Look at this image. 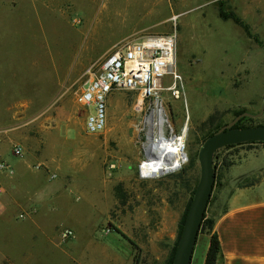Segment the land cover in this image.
Here are the masks:
<instances>
[{"label":"rangeland","instance_id":"1","mask_svg":"<svg viewBox=\"0 0 264 264\" xmlns=\"http://www.w3.org/2000/svg\"><path fill=\"white\" fill-rule=\"evenodd\" d=\"M256 2L264 0H250ZM217 3L0 0V264H128L131 252L135 264H165L199 179L204 140L237 114L257 115L262 106L259 116L242 117L238 125H264V48L220 19ZM257 11L246 21L264 41V7ZM162 35L173 36L171 70L180 75L184 96L170 95L173 72L141 103L142 87L113 84L103 96L104 124L90 132L94 104L80 101L90 81L104 74L116 52ZM156 107L165 137L187 125L191 154L180 170L147 178L140 165L148 158L147 119ZM213 165L205 221L215 218L216 202L219 209L224 204L227 171L236 177L264 169V144L222 147ZM48 183L67 205L46 217L41 203L33 214L28 200L37 194L46 208L56 191ZM65 228L74 235L62 241ZM102 232L119 240L108 250L112 262L90 245V239L104 242ZM206 234V228L198 233L191 262L221 264L218 250H205Z\"/></svg>","mask_w":264,"mask_h":264},{"label":"crops","instance_id":"2","mask_svg":"<svg viewBox=\"0 0 264 264\" xmlns=\"http://www.w3.org/2000/svg\"><path fill=\"white\" fill-rule=\"evenodd\" d=\"M208 2L211 4L212 0H208ZM223 2L226 7H229L247 24L246 18L250 19L258 8L264 7V3L256 2L253 4L250 3V0H223ZM241 161L242 160L230 165L228 170ZM257 170V168L245 170L236 177L229 176L227 171L226 176L222 179L223 183L220 189V196H225L223 201L224 204L222 208L219 209L221 206L220 201L215 203L217 213L214 219L213 229L211 234L205 235L206 240L204 245L205 250L208 252L212 241L211 235L214 234L216 236L219 243L220 255L222 257L221 264H264V169L260 170V172ZM34 181L35 179L31 181L32 184L30 182H28V184L32 187L35 186L36 183L34 184ZM61 185L60 182V186ZM49 186H56V191L47 200L49 205L46 208L37 194L28 200L33 214H36L39 209H41V203L42 208L45 209V211L41 213V216L46 217L66 207L67 203L65 196L59 198L57 196L59 190L57 189V185L48 183L47 187ZM60 188H62V186ZM61 203L63 204L62 208L60 207ZM108 234H110V232L103 233V236L106 237L104 242L98 240L94 241L92 239L89 241L90 245L92 244V246H94V251L97 252V254L104 255L106 258L105 260L112 262L114 260V251L111 253L108 250L111 251L116 249L112 246V242H118L119 240L107 238ZM72 246L73 248L75 247L74 244H72ZM131 255L132 252L127 259L128 264H135V260ZM192 262L190 261V264H193ZM198 264H203V261Z\"/></svg>","mask_w":264,"mask_h":264},{"label":"built area","instance_id":"3","mask_svg":"<svg viewBox=\"0 0 264 264\" xmlns=\"http://www.w3.org/2000/svg\"><path fill=\"white\" fill-rule=\"evenodd\" d=\"M152 37L173 36L162 35ZM145 42L129 44L124 54L116 52L109 57L103 65L104 74L93 78L86 92L80 97V101L83 104L87 106L91 105V103L94 104L95 114L90 115L87 119V128L90 132L100 130L104 124L103 96L110 89L111 85L123 83V85L130 88L142 87L140 92L141 102L156 94V88L152 87V79L154 77L152 72L154 68L153 60L162 56V49L159 47H147L144 44ZM134 60H137L138 65ZM144 62L149 63L148 70L144 69ZM173 77L174 82L170 87V95L173 99H180L184 96L181 77L175 72H173ZM158 109L161 112V108L158 107L156 109L153 108L152 112H156ZM17 151L20 152V149L18 148ZM73 235L71 229L65 228L60 232V239L65 241L72 238Z\"/></svg>","mask_w":264,"mask_h":264},{"label":"water","instance_id":"4","mask_svg":"<svg viewBox=\"0 0 264 264\" xmlns=\"http://www.w3.org/2000/svg\"><path fill=\"white\" fill-rule=\"evenodd\" d=\"M264 105V100H263ZM259 114L242 112L227 124L222 125L209 135L198 152L200 175L193 196L189 203L182 228L175 247L172 264H190L193 249L199 233L203 214L211 196L215 179L213 155L216 150L245 142L264 143V125L236 127V123L245 116H259Z\"/></svg>","mask_w":264,"mask_h":264},{"label":"bare ground","instance_id":"5","mask_svg":"<svg viewBox=\"0 0 264 264\" xmlns=\"http://www.w3.org/2000/svg\"><path fill=\"white\" fill-rule=\"evenodd\" d=\"M144 44L147 47H159L162 49V56L153 60L154 68L152 71L154 76L152 87L161 88L159 78L165 73L173 72L171 70V66L174 65L173 39L171 37L150 38ZM135 61L138 65L137 60ZM144 69H149V63L144 62ZM155 113L157 115L156 118L153 111L147 119L149 126L147 132L148 158L140 165L141 176L147 178L180 170L187 162L190 153V149L187 146L189 138L187 125H183L178 133L167 138L164 134L165 120L159 109ZM155 127L158 128V133L155 131Z\"/></svg>","mask_w":264,"mask_h":264},{"label":"trees","instance_id":"6","mask_svg":"<svg viewBox=\"0 0 264 264\" xmlns=\"http://www.w3.org/2000/svg\"><path fill=\"white\" fill-rule=\"evenodd\" d=\"M225 7L226 6H225V3L223 2V0H218V3H217L218 16L221 19H223V20H227V19L232 20L235 24L239 25L243 29L244 33L246 34V36L248 38H250L252 41H254L258 46L264 47V41L260 39L258 34L253 32L251 27L242 18H240L238 15H236L229 7H226V8ZM235 126L236 127H245V126H239L238 122L236 123ZM245 143H261V144H264L262 142H245ZM240 144H244V143H240ZM237 145H239V144L225 146V148H231V147H234V146H237ZM214 172H215V167H214ZM213 185H214V183H213ZM190 201H191V199H190ZM188 206H189V204L187 205V209H188ZM187 209H186V212H187ZM186 212L184 213V215H183V217L181 219V222H180V231H181V228H182V224H183ZM204 219H205V212H204L203 217H202V221H201V224H200V227H199V232H201L202 229L206 228L208 234H211L215 218L214 219L213 218H209V219H207V221H205ZM179 234H180V232H179ZM178 237H179V235H178ZM212 237L213 238H212V241H211L210 250H211V248H214V249L218 250L219 253H220L218 240H217V238H216V236L214 234H212ZM128 241H129V243L132 246H134V243L131 240L128 239ZM177 241H178V238H177L176 242L174 243V245L172 246V248L170 249L165 264H172V259H173V255H174V251H175V247H176Z\"/></svg>","mask_w":264,"mask_h":264}]
</instances>
